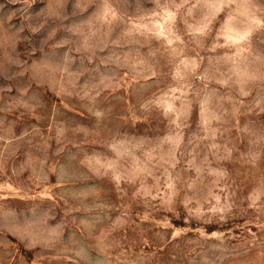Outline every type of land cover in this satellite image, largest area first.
Masks as SVG:
<instances>
[{
    "label": "rangeland",
    "instance_id": "rangeland-1",
    "mask_svg": "<svg viewBox=\"0 0 264 264\" xmlns=\"http://www.w3.org/2000/svg\"><path fill=\"white\" fill-rule=\"evenodd\" d=\"M0 264H264V0H0Z\"/></svg>",
    "mask_w": 264,
    "mask_h": 264
}]
</instances>
